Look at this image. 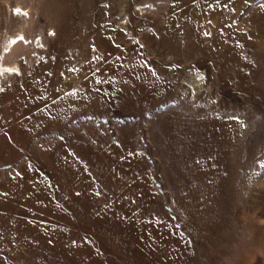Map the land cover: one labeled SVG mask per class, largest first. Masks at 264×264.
Segmentation results:
<instances>
[{"label": "rangeland", "instance_id": "374dc122", "mask_svg": "<svg viewBox=\"0 0 264 264\" xmlns=\"http://www.w3.org/2000/svg\"><path fill=\"white\" fill-rule=\"evenodd\" d=\"M262 5L0 0V264H264Z\"/></svg>", "mask_w": 264, "mask_h": 264}, {"label": "bare ground", "instance_id": "6f19581e", "mask_svg": "<svg viewBox=\"0 0 264 264\" xmlns=\"http://www.w3.org/2000/svg\"><path fill=\"white\" fill-rule=\"evenodd\" d=\"M16 8L21 9V12L24 10V8L22 6H20L19 4H16ZM27 19L29 20V14H27ZM25 22L27 23L28 21L25 20ZM20 29L21 30H18L15 34H11V36L4 43V46H3V49H2V53H1L2 54V58H1L2 60H1V64H0V68L1 69L14 68V69H18L19 70L18 64H16V63L7 64V63H5L4 59L19 44L18 37H23L24 39L27 40L26 42H28L29 37H28L26 31H24L25 29L23 30V27L20 28ZM13 41H15V43H12ZM23 41H25V40H23ZM40 43L42 44V36H41L40 42H37V44H40ZM197 82H199V80Z\"/></svg>", "mask_w": 264, "mask_h": 264}, {"label": "snow or ice", "instance_id": "6c2138e0", "mask_svg": "<svg viewBox=\"0 0 264 264\" xmlns=\"http://www.w3.org/2000/svg\"><path fill=\"white\" fill-rule=\"evenodd\" d=\"M262 7H264V5H262ZM14 12L16 14H21V9L17 8V9L14 10ZM23 14L26 15L27 13H23ZM49 34H51V33H49ZM205 35H209V33H205ZM18 39H23V37H18ZM12 43H15V41H13ZM4 72H18V70L14 69V68L0 69V75H3ZM198 78L202 79V76H200ZM73 243H75V242H73Z\"/></svg>", "mask_w": 264, "mask_h": 264}]
</instances>
